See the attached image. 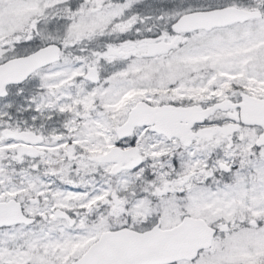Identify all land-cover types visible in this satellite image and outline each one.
Segmentation results:
<instances>
[{
  "label": "snow or ice",
  "instance_id": "6c2138e0",
  "mask_svg": "<svg viewBox=\"0 0 264 264\" xmlns=\"http://www.w3.org/2000/svg\"><path fill=\"white\" fill-rule=\"evenodd\" d=\"M0 264H264V0H0Z\"/></svg>",
  "mask_w": 264,
  "mask_h": 264
}]
</instances>
